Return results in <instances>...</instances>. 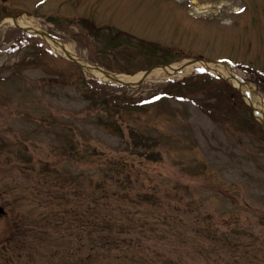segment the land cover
<instances>
[{"label":"rangeland","instance_id":"obj_1","mask_svg":"<svg viewBox=\"0 0 264 264\" xmlns=\"http://www.w3.org/2000/svg\"><path fill=\"white\" fill-rule=\"evenodd\" d=\"M5 14L151 75L104 80L0 24V264H264L262 114L195 65L226 60L264 102V0H0ZM168 63L182 70L156 73Z\"/></svg>","mask_w":264,"mask_h":264},{"label":"bare ground","instance_id":"obj_2","mask_svg":"<svg viewBox=\"0 0 264 264\" xmlns=\"http://www.w3.org/2000/svg\"><path fill=\"white\" fill-rule=\"evenodd\" d=\"M3 22H9L11 24H14V25H17V26H21V27H30V28H33V29H39L37 27H35L32 23V21L28 20V18H26V16H20V17H16V18H13V17H6ZM53 47L57 50V51H65V52H70L71 53V50L69 49V47L63 43H59V42H55L53 41L52 39H50ZM73 54V53H72ZM81 63H84L85 65H87L89 62H85L84 60H80L78 59ZM190 64V63H189ZM220 64V63H219ZM218 62H206L204 60H199L198 62H196L195 65L197 66H206V67H209L211 69L214 68V66H218L219 65ZM90 65V64H89ZM187 66H191V65H187ZM227 69V65L225 64L224 65ZM185 67V66H183ZM178 68V65H167V66H164V67H160L157 69L156 73H161L162 70H164V72H167L171 77H175L176 74H178L179 71H177L176 69ZM93 69V74H95L96 76L102 78V79H109L110 77L107 76L106 74H104V72L96 69V68H92ZM229 70V69H228ZM216 73H220L222 75H224L225 78H227L229 75L224 73L223 70L221 68H216L215 70ZM151 75V72L150 73H146V72H143V73H140V74H137L135 76H127V75H116V77H118L120 79V81H123L125 83H130L131 85L134 86V84H138L137 82L141 79H145L146 77L150 76ZM153 74V73H152ZM232 78H231V81L233 82V84L235 86H238L239 89L241 90V92H243L244 94V97L252 104L254 105L255 107L257 105L259 106H262L263 105V100L261 101L260 98H257L255 96V89L252 87V86H249V85H246L244 83H242L239 79H236L235 77H233V75L231 74L230 75ZM229 76V77H230ZM114 77V76H113ZM112 78V77H111ZM113 79V78H112ZM246 91H249L251 93V97L248 96L246 94ZM258 106V107H259ZM257 108V107H256ZM262 115L259 116L260 119L263 121L264 123V111H262V108H258V110Z\"/></svg>","mask_w":264,"mask_h":264},{"label":"water","instance_id":"obj_3","mask_svg":"<svg viewBox=\"0 0 264 264\" xmlns=\"http://www.w3.org/2000/svg\"><path fill=\"white\" fill-rule=\"evenodd\" d=\"M14 18H15V17H14ZM1 21H2V19H0V22H1ZM35 31H36V32H39V31H37V30H35ZM39 33L44 34V35H48L46 32H39ZM48 36H49V35H48ZM49 37H51V36H49ZM51 38H52V37H51ZM55 41H56V40H55ZM67 55H68V57H69L71 60L76 61L80 66H84L82 63L79 62V60H78L76 57H74V56L71 55L70 53L67 52ZM88 67H89V66H88ZM93 67L96 68V69H98V70H100V71H102V72H104V74H106V75L109 76L110 78L112 77L113 80H115V81H117V82H120V83H125V82H123V81H120V79H119L118 77H116L114 74L105 71V70L102 69L101 67L96 66V65H94ZM181 68H182V67H181ZM179 69H180V68H179ZM148 72H149V71H147V73H148ZM113 76H114V77H113ZM112 78H111V79H112ZM137 83H138V84L142 83V80L138 81ZM126 84L131 85L130 83H126ZM134 85H136V84H134ZM0 212H3V208H2V207H0Z\"/></svg>","mask_w":264,"mask_h":264},{"label":"trees","instance_id":"obj_4","mask_svg":"<svg viewBox=\"0 0 264 264\" xmlns=\"http://www.w3.org/2000/svg\"><path fill=\"white\" fill-rule=\"evenodd\" d=\"M16 30L18 31V32H20V33H22V34H26V32H24L22 29H20V28H16ZM28 35V34H27ZM29 37H33V36H30L29 35Z\"/></svg>","mask_w":264,"mask_h":264}]
</instances>
